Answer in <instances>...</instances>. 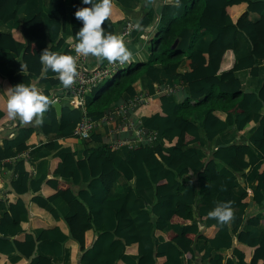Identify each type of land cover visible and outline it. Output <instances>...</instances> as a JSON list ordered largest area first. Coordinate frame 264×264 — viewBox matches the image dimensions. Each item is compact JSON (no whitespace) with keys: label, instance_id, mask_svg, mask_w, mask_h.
I'll use <instances>...</instances> for the list:
<instances>
[{"label":"trees","instance_id":"trees-1","mask_svg":"<svg viewBox=\"0 0 264 264\" xmlns=\"http://www.w3.org/2000/svg\"><path fill=\"white\" fill-rule=\"evenodd\" d=\"M118 4L113 0L106 31L114 32L123 19ZM83 6L82 0H0V23L18 20L0 30V121L8 119L6 89L39 77L43 48L66 53L61 44L74 43L82 26L74 14ZM152 19L148 11L139 21L144 26ZM261 60L264 0H180L179 8L163 0L146 58L119 66L95 83L83 107L97 119L123 94L145 92L146 99L135 103L133 112L157 138L113 148L91 131L77 156L74 149L57 148V138L73 136L82 114L67 102L61 103L58 116L54 107L45 113L38 130L18 125L1 141L0 159L14 158L40 142L38 153L49 154L53 177L35 179L31 188L44 183L50 191L31 200L54 221L35 234L23 231L27 208L8 193L7 200L0 199V257L12 250L27 256L38 249V240L48 243L49 254L37 250L27 264H52L68 238L76 245L65 264H183L196 252L207 264H264V210H245L249 198L256 203L264 198ZM240 69L253 76L260 72L259 84L243 88L235 74ZM161 71L186 85L180 100L154 92ZM143 77L149 80L146 85ZM44 79L56 80H39ZM227 130L234 133L224 134ZM93 141L97 144L86 146ZM4 163L16 171L10 181L13 191H25L30 159ZM239 180L243 184L235 190ZM79 182L83 185L73 190L70 183ZM58 201L66 206L62 214ZM226 201L233 202L235 218L220 225L207 213ZM223 248H230V254L224 256Z\"/></svg>","mask_w":264,"mask_h":264},{"label":"crops","instance_id":"crops-1","mask_svg":"<svg viewBox=\"0 0 264 264\" xmlns=\"http://www.w3.org/2000/svg\"><path fill=\"white\" fill-rule=\"evenodd\" d=\"M163 0H118V10L117 14L121 17L122 21L115 24L114 32L121 34V25L124 22L125 19H131L134 21L139 20L143 15H145L148 11H151V14H153V19L143 26V31H137L135 29H132L129 34L122 35L126 42L129 49L133 52L134 60H143L146 58L148 54V40L149 37L152 35V33L155 30L157 18L159 9L161 7ZM12 25H18L17 18L10 19L6 22L0 23V30L3 29H9ZM66 33V32H65ZM63 33V35L65 34ZM61 50H65L67 54L75 55V52L73 51L75 44L73 42H63L61 44ZM46 48V47H45ZM44 49V48H43ZM86 63L88 66H92L96 63H106L107 61L104 60L103 62H98L95 58H85ZM264 64V61L261 60L260 63ZM120 66V65H119ZM118 66V67H119ZM179 69V67L177 68ZM235 74L238 76L243 88L250 89L255 88L259 82L261 73L259 72L258 75L253 76L250 75L248 72V69H240L235 72ZM46 76H49L50 78H55L56 80L54 82H51L50 80H39L38 81V87L42 89H46L50 96H53L55 94L56 88L58 87L59 80L57 79L56 75L49 70V72L46 74ZM160 76L162 77V81L160 83H157L155 85V89L157 86H170L172 87V98L175 100H180L186 93H187V87L185 84L180 83L177 79H171L168 78L163 71L160 72ZM38 76L31 79L30 82L36 81ZM143 84L146 85L148 83V78L143 77L142 79ZM127 95H122L118 100L111 103L108 108L105 110H114L120 103L127 100ZM57 101L60 104L61 109V103L67 102V98L65 96H57ZM68 103V102H67ZM264 110V106L261 108V111ZM117 112V108L114 110ZM107 113V112H106ZM127 114L129 116H135V113L133 114L128 111ZM118 117L117 114H114V112L111 115L110 121H103L98 122L93 131L98 133L101 140L103 142L108 143L111 139H113L116 134L114 133L112 126L118 121L116 119ZM18 125H20V122L18 120H11L6 119L4 121H0V143L4 138L11 137ZM22 125V124H21ZM31 126L33 129L38 130L39 126L35 124L26 125ZM234 133L233 130H227L224 134L226 135H232ZM118 135H128L127 132H123ZM38 136H42L39 134ZM32 141L31 138L26 139V142ZM42 142V141H41ZM40 142H37V144ZM37 144L29 145L27 149H23L17 153H19L14 158H11L8 162L11 163L13 159L16 157H27L30 159V177L28 179V187L25 191L21 193H15L11 187L10 181L13 180V178L16 176V171L12 168L7 166L5 163L0 165V184L1 189L5 191V199L9 193L10 198L14 199L15 197H20L25 204L27 208V213L24 216L25 220L22 223V229L25 232H30L32 234H35L39 227H47L50 224H53V218L50 215V213L45 210L43 207L37 205L35 202L31 200V196L41 193L42 195H46L49 193L50 188L48 185L41 183V186L37 189L31 188L33 184H35V179L38 178L40 175H44L45 178L53 177L51 175V172L49 171V154L46 155H39L38 153V146ZM97 144V142H89L86 144L93 145ZM85 143L82 138L75 137V136H63L57 138V148L59 147H67L69 149H74L76 152V155L79 156ZM205 145V149H206ZM55 148V150L57 149ZM205 151H208L207 149ZM203 155V154H202ZM240 184L239 186L235 187V190H239L240 187L243 184L242 180H239ZM83 185V183H77V184H71L70 186L73 188V190H76L78 187ZM7 200V199H6ZM56 209L58 213H64L66 210V206L64 205L63 201H58L55 203ZM246 212L254 214V213H261V211L264 210V198L262 201L256 203L251 198H249L248 205L245 208ZM235 237L232 238V243H235ZM38 247V249H33V251L27 255L23 256L20 255V253L17 250H12L8 256L2 255L0 257V264H27L29 260L33 257L34 254H36L37 250H40L46 254H49V245L46 242L38 241L36 240L35 243ZM75 242L71 239H66L64 243H62L61 252L59 254H56L52 257V264H65L66 262L70 261L71 259V248L75 246ZM221 252L224 254V256H227L230 254V248H223ZM78 255L77 252H75L74 257ZM130 255V256H129ZM126 258L129 260L132 256V254H129ZM19 259H22L19 261ZM183 264H207V258H202L201 254L199 252H196L194 257L190 260V262H185Z\"/></svg>","mask_w":264,"mask_h":264},{"label":"clouds","instance_id":"clouds-1","mask_svg":"<svg viewBox=\"0 0 264 264\" xmlns=\"http://www.w3.org/2000/svg\"><path fill=\"white\" fill-rule=\"evenodd\" d=\"M151 2V0H150ZM174 7H180V0H166ZM83 7L77 8L75 18L81 21L82 26L74 35L76 55L51 51L49 47L42 50L39 55L41 72L36 81L18 83L8 87L6 111L11 120H18L22 125H41L44 115L55 104L54 98L46 95L44 90L38 87V81L45 78L51 70L61 83L69 89L75 83L79 75L78 57L95 58L98 62L106 60L109 64L120 66L131 64L134 61L133 52L127 46L125 38L118 34L105 30L113 0H82ZM137 31H143L142 23L137 20L133 25ZM233 202H219L207 215L215 219L220 225H228L235 218Z\"/></svg>","mask_w":264,"mask_h":264},{"label":"built area","instance_id":"built-area-1","mask_svg":"<svg viewBox=\"0 0 264 264\" xmlns=\"http://www.w3.org/2000/svg\"><path fill=\"white\" fill-rule=\"evenodd\" d=\"M136 21L131 19H125L121 25V34L127 35L133 28V25ZM76 55V54H75ZM264 61V60H263ZM79 75L76 79V83L69 89L64 88L61 83H58L55 94L52 98L57 99V96H65L69 105L74 107H79L81 109V117L72 128V135L79 138L88 137L89 133L93 131L95 125L98 122L110 121L111 115L117 114L118 121L112 126V129L116 136L111 139L107 144L113 148H117L121 145L132 146L140 142H151L157 138L155 131L148 130L142 125L141 119L135 116H129L127 114L130 111L133 114V106L135 103L144 101L146 99L145 92L138 93L132 97H127V100L120 103L116 108L117 112L112 109L104 112L102 116L97 119H92L84 113V104H85V95L92 88L95 83H98L104 77L113 73L118 64H109L108 62L100 64L96 63L92 66H88L84 57H78ZM172 87L166 86H157L154 92L156 93H172ZM127 132L130 136L118 135L120 133ZM19 153L14 155L17 156ZM10 158L0 159V165L8 161ZM5 199V191L1 189L0 184V199Z\"/></svg>","mask_w":264,"mask_h":264},{"label":"water","instance_id":"water-1","mask_svg":"<svg viewBox=\"0 0 264 264\" xmlns=\"http://www.w3.org/2000/svg\"><path fill=\"white\" fill-rule=\"evenodd\" d=\"M55 101H56V104L53 107H54V111H55L56 116H58L60 113V104L57 101V99H55Z\"/></svg>","mask_w":264,"mask_h":264}]
</instances>
